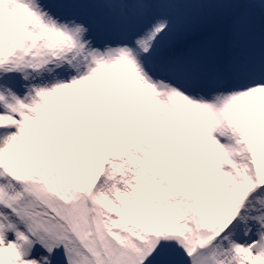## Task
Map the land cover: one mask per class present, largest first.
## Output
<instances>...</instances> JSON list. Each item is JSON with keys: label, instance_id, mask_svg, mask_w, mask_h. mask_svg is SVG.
<instances>
[{"label": "snow or ice", "instance_id": "6c2138e0", "mask_svg": "<svg viewBox=\"0 0 264 264\" xmlns=\"http://www.w3.org/2000/svg\"><path fill=\"white\" fill-rule=\"evenodd\" d=\"M0 264H264V0H0Z\"/></svg>", "mask_w": 264, "mask_h": 264}]
</instances>
